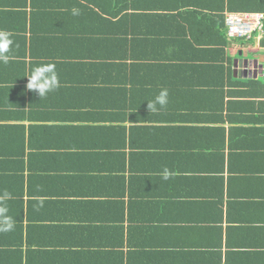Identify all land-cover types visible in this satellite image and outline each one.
<instances>
[{"label": "crops", "instance_id": "1", "mask_svg": "<svg viewBox=\"0 0 264 264\" xmlns=\"http://www.w3.org/2000/svg\"><path fill=\"white\" fill-rule=\"evenodd\" d=\"M226 12L264 0H0L8 264H264V34L227 37ZM126 13L146 44L125 52L148 57L109 53Z\"/></svg>", "mask_w": 264, "mask_h": 264}, {"label": "clouds", "instance_id": "2", "mask_svg": "<svg viewBox=\"0 0 264 264\" xmlns=\"http://www.w3.org/2000/svg\"><path fill=\"white\" fill-rule=\"evenodd\" d=\"M73 15H79V9L72 10ZM14 41L11 38V33L5 30H0V63H9L12 57L9 53L12 50ZM27 78L26 89L35 91L40 98L46 97L49 93L55 91L60 86V77L54 62H41L34 65L25 76ZM168 89L164 88L152 99L147 101V107L150 112L158 111V107L163 108L168 103ZM11 198V194L5 192L0 196V201ZM7 206L0 204V231H9L14 224L8 213Z\"/></svg>", "mask_w": 264, "mask_h": 264}, {"label": "trees", "instance_id": "3", "mask_svg": "<svg viewBox=\"0 0 264 264\" xmlns=\"http://www.w3.org/2000/svg\"><path fill=\"white\" fill-rule=\"evenodd\" d=\"M32 5L38 6V4L35 2H32ZM48 5H51V4H48ZM84 6L86 7V5H84ZM232 13H236V12H226V16L228 14H232ZM240 13H244V12H240ZM157 15H156V19L153 17L150 19L149 22L151 25H149V26L154 27L155 24L159 23L158 21L163 22L162 16L159 14H157ZM226 16H225V25H226L227 37L247 39V38L242 37V36H231L228 34L229 27H228V24L226 22ZM128 25H130V27H132V29H131L132 34H131L130 38L128 36H126L125 34L121 33V31H123V30H124L123 32H126V29L129 27ZM153 29L154 28H152L150 30L153 31ZM113 34H114V36L112 38L113 40L110 38H107L105 41V43L108 44L109 43L108 40H112V42H111L112 47H111V50L109 53L112 54L113 56L119 55L120 53H123L124 56L130 55L133 57H140V55L147 56V57L149 56V54L147 53L148 51L138 52V50L134 49L133 47H132V53L131 54H127V52H125V51H127V48L131 45L137 46V44H138L139 47H145V44H146L144 42V38L142 36L138 35L139 34V28L137 26V23H135L132 19H130V14L126 13L123 16V18H121L119 16V19L116 20V25H115ZM263 34H264V28H263ZM123 40H124V42H123ZM261 42L264 43V36L261 39ZM124 47H126V49H124ZM120 48L122 49L121 51H120ZM2 180H3V178L0 179L1 183H2ZM5 192H8V189H4L3 186L0 185V196H3V194ZM1 203H2V205H4L5 201H0V204ZM13 229H14V226L9 231H0V262H2V264L3 263L8 264V261L13 257H14V260L16 262L20 258L21 251L20 252L14 251L10 247V246H14V243H13L14 240L13 239L16 237V234L13 231ZM27 245L29 246V250H30V247H33V245L31 243H28Z\"/></svg>", "mask_w": 264, "mask_h": 264}, {"label": "built area", "instance_id": "4", "mask_svg": "<svg viewBox=\"0 0 264 264\" xmlns=\"http://www.w3.org/2000/svg\"><path fill=\"white\" fill-rule=\"evenodd\" d=\"M229 27L228 34L231 36H242L251 38L254 32H263L264 13L263 12H244L232 13L226 17Z\"/></svg>", "mask_w": 264, "mask_h": 264}, {"label": "rangeland", "instance_id": "5", "mask_svg": "<svg viewBox=\"0 0 264 264\" xmlns=\"http://www.w3.org/2000/svg\"><path fill=\"white\" fill-rule=\"evenodd\" d=\"M227 17V16H226Z\"/></svg>", "mask_w": 264, "mask_h": 264}]
</instances>
